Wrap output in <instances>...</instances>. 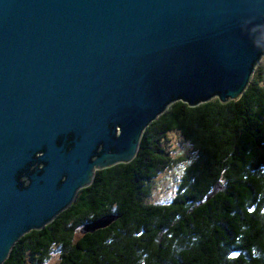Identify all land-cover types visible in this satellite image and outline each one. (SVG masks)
Wrapping results in <instances>:
<instances>
[{
	"label": "water",
	"instance_id": "95a60500",
	"mask_svg": "<svg viewBox=\"0 0 264 264\" xmlns=\"http://www.w3.org/2000/svg\"><path fill=\"white\" fill-rule=\"evenodd\" d=\"M263 57L264 0H0V264L171 105L239 100Z\"/></svg>",
	"mask_w": 264,
	"mask_h": 264
},
{
	"label": "trees",
	"instance_id": "16d2710c",
	"mask_svg": "<svg viewBox=\"0 0 264 264\" xmlns=\"http://www.w3.org/2000/svg\"><path fill=\"white\" fill-rule=\"evenodd\" d=\"M171 132L196 157L171 201L149 204L148 182L178 161L163 145ZM105 215L117 219L82 232ZM55 246L58 264H264V64L237 101L171 105L133 161L98 170L70 208L24 235L4 264H44Z\"/></svg>",
	"mask_w": 264,
	"mask_h": 264
},
{
	"label": "rangeland",
	"instance_id": "374dc122",
	"mask_svg": "<svg viewBox=\"0 0 264 264\" xmlns=\"http://www.w3.org/2000/svg\"><path fill=\"white\" fill-rule=\"evenodd\" d=\"M262 64H264V57L259 66ZM163 145L170 155L178 161L148 182L149 194L145 197V201L149 204L169 203L178 192L186 167L196 157V152L192 146L179 132H171L164 140ZM59 260L60 248L55 246L51 251V257L44 264H58Z\"/></svg>",
	"mask_w": 264,
	"mask_h": 264
}]
</instances>
